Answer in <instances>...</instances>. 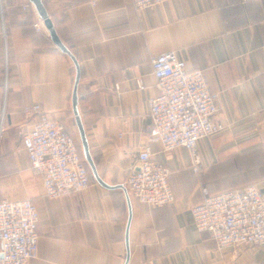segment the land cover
I'll use <instances>...</instances> for the list:
<instances>
[{
    "label": "crops",
    "instance_id": "crops-1",
    "mask_svg": "<svg viewBox=\"0 0 264 264\" xmlns=\"http://www.w3.org/2000/svg\"><path fill=\"white\" fill-rule=\"evenodd\" d=\"M43 1L77 57L78 109L108 184L125 185L150 143L155 55L174 51L220 95L215 119L226 129L200 140L199 171L187 148L164 151L150 143L153 157L172 169L176 200L151 208L128 191L127 264H264V249L220 248L196 227L191 211L206 194L247 184L264 191V167L250 161L264 149V0H166L144 9L131 0ZM75 74L30 0H0V200L30 197L38 208L39 250L29 264H124L125 191L103 186L90 170L86 189L48 198L23 146L22 109L38 103L81 147L72 110Z\"/></svg>",
    "mask_w": 264,
    "mask_h": 264
},
{
    "label": "built area",
    "instance_id": "built-area-1",
    "mask_svg": "<svg viewBox=\"0 0 264 264\" xmlns=\"http://www.w3.org/2000/svg\"><path fill=\"white\" fill-rule=\"evenodd\" d=\"M131 1L144 9L166 0ZM35 26L41 28L38 22ZM152 66L157 93L149 100V142L161 144L164 151L187 148L192 168L199 171L200 140L226 129L224 122L215 119L220 95L201 69L189 68L174 51L155 55ZM139 86L143 84L139 82ZM22 111L27 119L23 146L42 180L43 195L60 198L86 189L90 171L65 124L38 103L26 105ZM150 143L140 149L137 168L127 176L125 185L139 202L154 208L173 203L176 197L170 184L172 169L153 157ZM191 211L196 227L208 231L220 248L264 249V191L256 184L206 194ZM39 221L32 198L0 200V264H29L37 257Z\"/></svg>",
    "mask_w": 264,
    "mask_h": 264
},
{
    "label": "water",
    "instance_id": "water-1",
    "mask_svg": "<svg viewBox=\"0 0 264 264\" xmlns=\"http://www.w3.org/2000/svg\"><path fill=\"white\" fill-rule=\"evenodd\" d=\"M32 4L34 5L39 17L43 20L48 32L49 36L52 40V42L65 54H67L73 61L76 69V74H75V81H74V87L72 91V110L75 116L76 120V125L78 127V132H79V138H80V145H81V150L83 157L87 164L90 167L91 173L94 177V179L102 184L103 186L107 188H122L125 193H126V198H127V203H128V209H129V217H128V222H127V227H126V247H127V256L124 264H127L130 258V248H129V226L132 218V208H131V201H130V196L128 193V189L126 185L124 184H116V185H111L108 184L98 173L97 166L95 164V161L92 157L90 147H89V142L86 134V130L84 127V124L82 122V118L79 113L78 109V102H79V94H78V84L80 80V67L79 63L77 60V57L75 54L68 48V46L62 41L60 38L51 18L48 12V9L44 3L43 0H30Z\"/></svg>",
    "mask_w": 264,
    "mask_h": 264
},
{
    "label": "rangeland",
    "instance_id": "rangeland-1",
    "mask_svg": "<svg viewBox=\"0 0 264 264\" xmlns=\"http://www.w3.org/2000/svg\"><path fill=\"white\" fill-rule=\"evenodd\" d=\"M220 135H221V134H217V135L212 136V137H218V136H220ZM239 161H240V160H239ZM250 161H252L253 163L257 164V166H259V167H260V166L264 167V149H263L262 151H261V150L256 151V152H255V157H254V158H251ZM229 162H231V161H229ZM240 162H241V161H240ZM226 163L228 164L227 161H223V162L220 164V169H221L222 165H223V168H225Z\"/></svg>",
    "mask_w": 264,
    "mask_h": 264
},
{
    "label": "trees",
    "instance_id": "trees-1",
    "mask_svg": "<svg viewBox=\"0 0 264 264\" xmlns=\"http://www.w3.org/2000/svg\"><path fill=\"white\" fill-rule=\"evenodd\" d=\"M80 147V146H79ZM80 151H81V147H80ZM86 162V161H85ZM86 164H87V162H86ZM88 166V165H87ZM89 168V167H88ZM89 171H90V169H89Z\"/></svg>",
    "mask_w": 264,
    "mask_h": 264
}]
</instances>
